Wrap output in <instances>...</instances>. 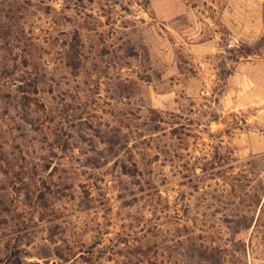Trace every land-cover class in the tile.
I'll list each match as a JSON object with an SVG mask.
<instances>
[{
    "label": "rangeland",
    "instance_id": "obj_1",
    "mask_svg": "<svg viewBox=\"0 0 264 264\" xmlns=\"http://www.w3.org/2000/svg\"><path fill=\"white\" fill-rule=\"evenodd\" d=\"M0 264H264V0H0Z\"/></svg>",
    "mask_w": 264,
    "mask_h": 264
},
{
    "label": "trees",
    "instance_id": "obj_2",
    "mask_svg": "<svg viewBox=\"0 0 264 264\" xmlns=\"http://www.w3.org/2000/svg\"><path fill=\"white\" fill-rule=\"evenodd\" d=\"M238 52L240 53V56H243V57H248L252 54V51H248L245 49H239Z\"/></svg>",
    "mask_w": 264,
    "mask_h": 264
}]
</instances>
